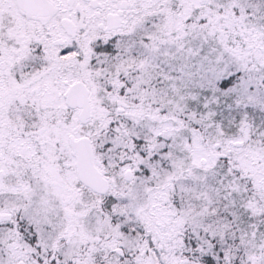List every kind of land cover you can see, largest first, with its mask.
<instances>
[{
    "label": "snow or ice",
    "instance_id": "6c2138e0",
    "mask_svg": "<svg viewBox=\"0 0 264 264\" xmlns=\"http://www.w3.org/2000/svg\"><path fill=\"white\" fill-rule=\"evenodd\" d=\"M0 264H264V0H0Z\"/></svg>",
    "mask_w": 264,
    "mask_h": 264
}]
</instances>
